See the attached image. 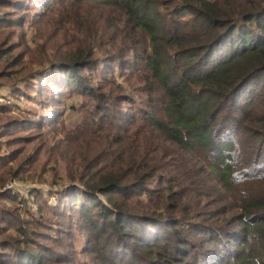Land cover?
<instances>
[{
	"label": "trees",
	"instance_id": "obj_1",
	"mask_svg": "<svg viewBox=\"0 0 264 264\" xmlns=\"http://www.w3.org/2000/svg\"><path fill=\"white\" fill-rule=\"evenodd\" d=\"M5 87L0 264H264V0H0Z\"/></svg>",
	"mask_w": 264,
	"mask_h": 264
},
{
	"label": "rangeland",
	"instance_id": "obj_2",
	"mask_svg": "<svg viewBox=\"0 0 264 264\" xmlns=\"http://www.w3.org/2000/svg\"><path fill=\"white\" fill-rule=\"evenodd\" d=\"M10 89L8 87L5 88H0V97H6L9 95ZM20 105L24 108V107H28L27 104L24 103V98L21 99L20 101ZM78 114L72 113L70 111H67L66 116H65V124H66V128H71V127H75L77 125L78 122ZM38 188L41 189L42 191H48L50 189L49 185H40L37 182H32L29 180L26 181H20V180H16V179H11L8 180V182L6 183L5 186V190H12V191H16V192H20L23 196L28 195V189L29 188ZM3 190V191H5ZM2 192V191H0ZM34 211H36L35 206L33 207Z\"/></svg>",
	"mask_w": 264,
	"mask_h": 264
}]
</instances>
